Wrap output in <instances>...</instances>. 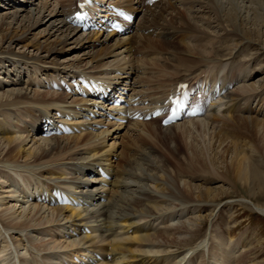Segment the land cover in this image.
Instances as JSON below:
<instances>
[{
    "label": "bare ground",
    "instance_id": "6f19581e",
    "mask_svg": "<svg viewBox=\"0 0 264 264\" xmlns=\"http://www.w3.org/2000/svg\"><path fill=\"white\" fill-rule=\"evenodd\" d=\"M115 1L139 16L124 36L73 25L78 0H0V259L7 252L9 264H231L216 254L221 242L215 250L210 237L195 242L228 191L182 177L216 175L212 146L227 142L216 135L220 124L264 127V65L251 71L264 57V0ZM94 16L104 22L110 14ZM216 41L225 53L213 58L206 46ZM244 47L256 53L235 62ZM93 78L149 105L179 81H198L212 101L204 117L168 127L99 117L94 129L87 115L96 100L81 93ZM187 134L203 138L178 144ZM260 174L247 163L240 175ZM246 202L264 214V204ZM204 206L213 210L199 214ZM245 253L237 264H254Z\"/></svg>",
    "mask_w": 264,
    "mask_h": 264
},
{
    "label": "rangeland",
    "instance_id": "374dc122",
    "mask_svg": "<svg viewBox=\"0 0 264 264\" xmlns=\"http://www.w3.org/2000/svg\"><path fill=\"white\" fill-rule=\"evenodd\" d=\"M3 13L4 8L0 11V14ZM218 43L221 42H214L213 45H209L212 46L210 48L206 46L207 51H212L213 58L220 57L218 54L219 51H217L220 47H217L218 49L215 48V45H220ZM173 44L176 48H181V46H183V44L176 42ZM244 49V53L239 55L236 60H234L235 62H240L241 64L242 61H244V63H246L249 55L256 53V50L251 51L250 47H244ZM175 50L172 49L171 52H179ZM219 53L222 55L225 53V50ZM161 54L163 56V54L166 55L167 53ZM64 57H68V55H63L62 58ZM166 57H168V55H166ZM262 64L264 65V57H261L259 61L252 64L251 71L255 72V68H260L259 66ZM257 75H259V73H257ZM261 75L264 76V70ZM261 86L263 85L261 84ZM226 123L227 125H225ZM241 123L242 122L228 121L223 123L224 125L220 124L222 126H220V129L216 130V135L222 138L226 136L224 139H227V142L221 147H218L219 143L212 146H216V148H212L216 149V152H212V161L215 166L216 175L211 176L203 172L200 173L194 170H188L191 173L193 172L194 175L192 174L182 178L188 180L190 183L203 185L206 188L222 186L226 188L229 194L221 199L223 204L221 203L222 205L215 210L213 220L204 222L202 231L195 237V242L197 241L198 243L200 240L210 237L211 242L213 240L216 241L213 243L212 250H215V248H217L215 245L221 242V248L216 254L219 255L220 252L222 262L226 261L231 264L244 263L242 260L243 257L239 256L242 251L245 253L246 250L248 253H245L246 263L249 261L248 263L264 264V214L255 211L251 208L252 206L246 202L250 201L260 205L264 204L263 200H258L259 197L264 196V127L256 129L255 125L252 123ZM257 131H260L261 136L256 135ZM188 135L189 134L182 138L178 137L177 143L179 144L181 141L186 140L182 146L191 144V141L196 137L195 134L193 137L191 134ZM202 138L197 137V142H200ZM159 140L160 139L157 138L158 146H155V149L158 150L159 156H163L165 161H167L170 159V155L168 154L170 151L167 149L166 144ZM146 146H148V144H144L143 148ZM182 146L181 149L186 155ZM178 156L179 158L181 157L180 154H178ZM243 158L247 159L246 163L243 162ZM247 163L252 164L261 172L259 178L253 177L252 180H246L244 177L241 178L240 174L247 168ZM184 166L187 167V165ZM258 194H260L259 197H257ZM210 209L213 210L211 207L204 206L199 214L206 215L211 211ZM228 243H238L239 247L236 248L233 244L228 245ZM0 248L2 249L1 243ZM232 249L235 251H231ZM3 253L6 257H2L4 260L0 259L1 264L11 263V261H13V256L10 254L12 253Z\"/></svg>",
    "mask_w": 264,
    "mask_h": 264
},
{
    "label": "snow or ice",
    "instance_id": "6c2138e0",
    "mask_svg": "<svg viewBox=\"0 0 264 264\" xmlns=\"http://www.w3.org/2000/svg\"><path fill=\"white\" fill-rule=\"evenodd\" d=\"M81 7H83V5H81ZM193 114H195V113H193Z\"/></svg>",
    "mask_w": 264,
    "mask_h": 264
}]
</instances>
